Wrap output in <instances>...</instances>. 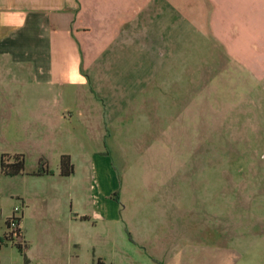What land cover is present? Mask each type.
<instances>
[{"label": "crops", "instance_id": "0c3cea01", "mask_svg": "<svg viewBox=\"0 0 264 264\" xmlns=\"http://www.w3.org/2000/svg\"><path fill=\"white\" fill-rule=\"evenodd\" d=\"M244 1L0 0V237L21 206L25 243L14 261V246L0 248V264H264L256 226L232 234L225 207L223 223L213 209L199 226L196 189L146 184V172L143 187L133 174L120 176L87 148L86 125L80 131L69 116L80 108L107 124L122 110L118 61L106 51L145 52L146 19L163 11L211 16L212 4L219 17L239 18ZM16 154L26 173L5 176L2 156ZM63 155L74 164L71 176L61 175ZM42 161L51 172L33 175Z\"/></svg>", "mask_w": 264, "mask_h": 264}, {"label": "rangeland", "instance_id": "374dc122", "mask_svg": "<svg viewBox=\"0 0 264 264\" xmlns=\"http://www.w3.org/2000/svg\"><path fill=\"white\" fill-rule=\"evenodd\" d=\"M252 1L241 2L239 18L219 17L212 4L211 16L163 11L146 19L145 52L106 51L118 61L122 110L107 124L80 108L69 115L80 131L86 125L87 148L108 157L120 176L133 174L143 187L146 172L152 186L193 187L198 225L213 209L223 223L225 207L232 234L255 226L264 233V3L256 13ZM13 249L11 261L20 255Z\"/></svg>", "mask_w": 264, "mask_h": 264}, {"label": "trees", "instance_id": "16d2710c", "mask_svg": "<svg viewBox=\"0 0 264 264\" xmlns=\"http://www.w3.org/2000/svg\"><path fill=\"white\" fill-rule=\"evenodd\" d=\"M40 168L32 173L33 175H43L50 173L48 168L44 167L43 161ZM1 171L5 176H18L26 173V161L23 155H3L1 162ZM60 172L62 176H71L74 173V164L69 155H63L60 159Z\"/></svg>", "mask_w": 264, "mask_h": 264}, {"label": "built area", "instance_id": "2783aa9c", "mask_svg": "<svg viewBox=\"0 0 264 264\" xmlns=\"http://www.w3.org/2000/svg\"><path fill=\"white\" fill-rule=\"evenodd\" d=\"M22 207L17 206L14 208L12 215L6 222V233L0 237V248L6 245H11L23 249L25 246L21 233Z\"/></svg>", "mask_w": 264, "mask_h": 264}]
</instances>
